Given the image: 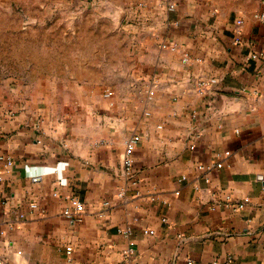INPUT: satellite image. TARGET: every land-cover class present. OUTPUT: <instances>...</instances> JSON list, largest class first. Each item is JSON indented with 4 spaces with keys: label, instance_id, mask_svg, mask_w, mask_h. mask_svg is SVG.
<instances>
[{
    "label": "crops",
    "instance_id": "obj_1",
    "mask_svg": "<svg viewBox=\"0 0 264 264\" xmlns=\"http://www.w3.org/2000/svg\"><path fill=\"white\" fill-rule=\"evenodd\" d=\"M102 1L131 23L98 76L0 61V264H264V0ZM4 2L27 30L50 0Z\"/></svg>",
    "mask_w": 264,
    "mask_h": 264
},
{
    "label": "rangeland",
    "instance_id": "obj_2",
    "mask_svg": "<svg viewBox=\"0 0 264 264\" xmlns=\"http://www.w3.org/2000/svg\"><path fill=\"white\" fill-rule=\"evenodd\" d=\"M104 4L101 0H50L45 8V18L40 20L38 26L22 30L17 26L20 22L18 14L22 12L20 7L13 3L17 10L10 14L6 11L9 2L5 4L2 0L0 61L15 71H22L26 59L32 63L34 78L40 81V87L44 90L55 89L53 86L61 82L71 83L74 77L85 79L91 75L90 72L98 76L100 72L96 66L103 62L105 48L116 53V34L120 26L131 23L124 21L120 24L122 19L116 22L115 11L106 12ZM114 59L116 62V56ZM10 76L6 71L4 78ZM108 87V83L103 84V94L107 98L114 95V91L112 95H106L107 90H112ZM57 88L62 90L60 86ZM64 91H61V96L70 95V92Z\"/></svg>",
    "mask_w": 264,
    "mask_h": 264
},
{
    "label": "built area",
    "instance_id": "obj_3",
    "mask_svg": "<svg viewBox=\"0 0 264 264\" xmlns=\"http://www.w3.org/2000/svg\"><path fill=\"white\" fill-rule=\"evenodd\" d=\"M171 8L174 7V5L170 6ZM255 17L257 19L264 20V13H257L255 14ZM256 56V55H254ZM213 82H216V79L212 80ZM113 90L109 89L107 90L106 95L110 96L112 95ZM153 94V92H151ZM140 142V136L137 133H132L126 143V149L124 152V178L128 181H130L132 184L137 185L139 182V178L137 177V170L135 168V151L136 147ZM231 154L229 150L224 152V158L228 157ZM3 159H7L9 163L12 162L11 157H2ZM224 165V161H220L216 164L217 167H222ZM0 179H2V176L0 175ZM126 195V189L123 188L119 193V197H124ZM33 206H36V202H32ZM85 205L81 200L75 199L74 203L72 206H68L64 210V215L71 219V220H76L78 217L84 212ZM128 233L131 232V230H127ZM68 254L72 253L71 248L67 250ZM71 260V258H69ZM72 261V260H71ZM225 264H232L231 259H229Z\"/></svg>",
    "mask_w": 264,
    "mask_h": 264
}]
</instances>
